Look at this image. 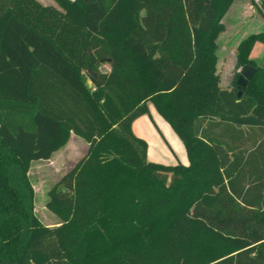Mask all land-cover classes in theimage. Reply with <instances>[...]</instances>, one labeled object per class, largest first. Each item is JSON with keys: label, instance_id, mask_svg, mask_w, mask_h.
Listing matches in <instances>:
<instances>
[{"label": "trees", "instance_id": "1", "mask_svg": "<svg viewBox=\"0 0 264 264\" xmlns=\"http://www.w3.org/2000/svg\"><path fill=\"white\" fill-rule=\"evenodd\" d=\"M55 1L0 0V264H264V32L220 88L236 0ZM150 104L188 165L148 159L132 125ZM72 135L88 149L50 189L47 226L28 172Z\"/></svg>", "mask_w": 264, "mask_h": 264}, {"label": "rangeland", "instance_id": "2", "mask_svg": "<svg viewBox=\"0 0 264 264\" xmlns=\"http://www.w3.org/2000/svg\"><path fill=\"white\" fill-rule=\"evenodd\" d=\"M44 5H59L55 0H39ZM259 0H236L223 19L225 30L218 38L216 74L220 88L229 87L234 78L237 63V43L247 33H263L264 17L256 7ZM243 4L250 12H243ZM240 9L242 15H239ZM249 18V19H247ZM233 36V37H232ZM231 39V44H227ZM233 49V51H232ZM105 71L107 68L103 66ZM241 70V69H240ZM91 86V83L89 82ZM135 133L148 143V159L166 165L174 163L188 164L189 159L183 141L171 125L150 104V114L137 120ZM88 144L72 135L66 145L56 151L49 160L33 161L28 172L35 193V211L47 226L59 225L61 219L47 207L50 189L86 154Z\"/></svg>", "mask_w": 264, "mask_h": 264}, {"label": "crops", "instance_id": "3", "mask_svg": "<svg viewBox=\"0 0 264 264\" xmlns=\"http://www.w3.org/2000/svg\"><path fill=\"white\" fill-rule=\"evenodd\" d=\"M242 9H243V12H245V13H249V12H250V10L248 9V6H247L246 4H243ZM243 12H242V10L240 9V12H239L240 14H239V15H242L241 13H243ZM243 14H244V13H243ZM250 15H251V16H250L249 18L253 17L255 14L252 15L251 12H250ZM249 18H247V19H249ZM251 34H256V33H250V34L247 33L244 37H242V39H241L237 44L239 45L240 42H241L243 39L247 38V37L250 36ZM232 37H233V36H232ZM232 37L228 40L227 44H229V45L231 44V39H232ZM238 45H237V47H238ZM232 51H233V49H232ZM236 52H237V49H236ZM250 57H251L252 59H254L255 61H257L258 64L264 68V44L261 43V42H257V43L255 44V46H254L252 52H251ZM225 88H228V87H225ZM144 116H145V115H144ZM141 117L143 118V116H141ZM141 117H139L138 119H136V120L133 122L132 128H133L134 133H135V127H136L137 120L139 121V119H140ZM135 134H136V133H135ZM136 135H137V134H136ZM263 153H264V150H263ZM175 164H178V162H177V163H174V164H172V165H175ZM182 164H184V165H188L189 162H188V164H187L186 162H183Z\"/></svg>", "mask_w": 264, "mask_h": 264}, {"label": "water", "instance_id": "4", "mask_svg": "<svg viewBox=\"0 0 264 264\" xmlns=\"http://www.w3.org/2000/svg\"><path fill=\"white\" fill-rule=\"evenodd\" d=\"M257 68L251 65H244L240 70V76L237 80V85L245 88L249 80L255 75ZM240 96V93H239Z\"/></svg>", "mask_w": 264, "mask_h": 264}]
</instances>
